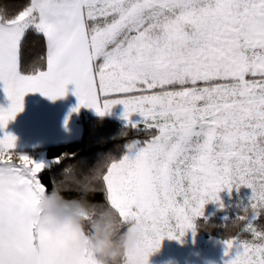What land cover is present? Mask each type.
I'll return each instance as SVG.
<instances>
[{
	"label": "snow or ice",
	"instance_id": "6c2138e0",
	"mask_svg": "<svg viewBox=\"0 0 264 264\" xmlns=\"http://www.w3.org/2000/svg\"><path fill=\"white\" fill-rule=\"evenodd\" d=\"M32 33L45 52L25 60ZM69 84L77 99L71 111L104 116L121 104L126 122L138 114L152 130L134 155L110 159L92 195L122 221L132 218L140 234L122 264H148L164 238L195 235L204 205L222 207L218 194L241 185L252 195L236 233L222 241L223 264H264V0L0 5V86L9 102L0 108V132L23 110L27 93L55 101ZM15 141L0 137V166L18 184L0 191V205H14L18 229L15 247L0 249V264H61L25 222L47 192L39 175L45 165L16 154ZM135 147L128 144V153ZM78 264L96 261L88 254Z\"/></svg>",
	"mask_w": 264,
	"mask_h": 264
},
{
	"label": "clouds",
	"instance_id": "9594fccd",
	"mask_svg": "<svg viewBox=\"0 0 264 264\" xmlns=\"http://www.w3.org/2000/svg\"><path fill=\"white\" fill-rule=\"evenodd\" d=\"M103 160L86 172L78 173L74 165L67 166L59 180L42 196L39 212L29 214L25 222L33 229L39 243L50 253L61 256V264H78L90 254L96 264H122L126 252L139 243L140 234L132 218L122 221L118 213L104 202L92 199ZM18 187L16 176L8 165L0 166V191ZM77 195L67 199L66 191ZM14 205H0V249L15 247L18 229L13 220ZM204 228L205 225H199ZM225 232L239 227L233 219L223 226Z\"/></svg>",
	"mask_w": 264,
	"mask_h": 264
},
{
	"label": "trees",
	"instance_id": "16d2710c",
	"mask_svg": "<svg viewBox=\"0 0 264 264\" xmlns=\"http://www.w3.org/2000/svg\"><path fill=\"white\" fill-rule=\"evenodd\" d=\"M29 2L30 0H0V5L11 4L18 11L22 10ZM44 52L43 38L32 33L24 45V59L27 60L33 56H43ZM77 124L81 131L79 139L42 149L25 151L30 154L45 152L48 164L39 175L42 182L47 185V190L51 189L52 180L60 179L62 171L67 166L74 165L77 172L82 173L105 159L119 160L126 155L128 144L136 142L142 146L148 138L149 132L152 131L142 125L133 128L131 125H124L116 120L92 116L86 113H81L78 116ZM57 158H60L58 163L56 162ZM64 195L66 197H75L77 193L65 192ZM234 201L221 208H217V205L213 207L208 205L206 212L194 220L196 233L220 241L234 235L237 228L232 229L230 232H225L223 226L236 219L241 214L243 207L246 206L239 205ZM258 223L264 227V216L260 217ZM202 224L205 225L204 228L199 227ZM243 236L251 238L248 233H243Z\"/></svg>",
	"mask_w": 264,
	"mask_h": 264
},
{
	"label": "crops",
	"instance_id": "0c3cea01",
	"mask_svg": "<svg viewBox=\"0 0 264 264\" xmlns=\"http://www.w3.org/2000/svg\"><path fill=\"white\" fill-rule=\"evenodd\" d=\"M73 90L74 85H67L65 96L55 101L49 100L38 92L27 93L23 97V110L17 113L13 120L8 122L4 131L0 132V137L5 133L13 135L16 138L13 151L18 155H25L33 161L38 158L40 153L30 154L25 151L42 149L64 143V141H75L80 137L81 133L77 124L78 116L81 113L92 116L98 115L94 110L87 107H80L76 112L71 111L77 105ZM8 103L3 87L0 86V108H7ZM118 106L121 109V104H116L112 107L110 114L101 117L119 122L123 120L124 122L125 120L122 118L123 109L120 111ZM114 107H116L117 113L113 115ZM131 117L133 115L129 119ZM66 118L67 122H65ZM133 124L136 126L142 125L139 122Z\"/></svg>",
	"mask_w": 264,
	"mask_h": 264
},
{
	"label": "rangeland",
	"instance_id": "374dc122",
	"mask_svg": "<svg viewBox=\"0 0 264 264\" xmlns=\"http://www.w3.org/2000/svg\"><path fill=\"white\" fill-rule=\"evenodd\" d=\"M115 108L116 107L113 108L114 111L112 110L113 115L114 113H117ZM121 109H123L122 105ZM121 109L119 110L121 111ZM136 122H139L142 124V126H144L142 123V117H140L138 114H133V117H131L128 122H123L122 120L120 123L132 126V124ZM65 142L70 141H64V143ZM135 145L136 147L133 149L132 153H128L127 149V155L132 156L135 154L137 149L143 147V145L140 146L136 142ZM39 153L40 154H38V158L34 161L37 163H43L46 166L48 161L45 158V152L41 151ZM218 195L220 205L224 207L225 205L231 204L234 200V202L239 205H247L252 193L251 189L241 185L238 189L232 188L231 190H222ZM232 198H234V200H232ZM208 205L213 207L217 204L214 202L205 204L203 213L206 212ZM217 208H221V206L217 205ZM223 260L224 249L222 241L212 237L200 235L196 233V231L195 235H193L192 231H188L179 242L175 239L164 238L161 241L159 250L155 251L148 257V264H223Z\"/></svg>",
	"mask_w": 264,
	"mask_h": 264
}]
</instances>
